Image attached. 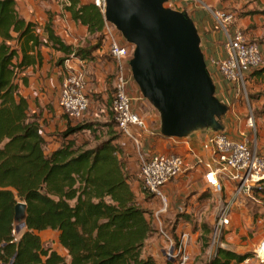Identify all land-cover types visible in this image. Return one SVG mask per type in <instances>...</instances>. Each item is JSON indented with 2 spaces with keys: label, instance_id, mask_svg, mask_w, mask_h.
<instances>
[{
  "label": "trees",
  "instance_id": "1",
  "mask_svg": "<svg viewBox=\"0 0 264 264\" xmlns=\"http://www.w3.org/2000/svg\"><path fill=\"white\" fill-rule=\"evenodd\" d=\"M64 10L90 34L105 36V17L93 2L67 0ZM264 14V10L260 11ZM106 37V36H105ZM102 40L103 38L100 37ZM103 41L81 47L66 43L48 25L23 17L16 0H0V262L3 264H156L145 253L154 234L148 211L132 186L136 180L114 122L72 124L59 133V145L47 150L41 114L31 111L22 88L29 85L26 70L41 66L42 48L59 53L58 63L78 57L88 60ZM252 76L264 80V66ZM113 102V99H112ZM107 126V137L96 143L78 142L84 130L97 134ZM163 135V134H162ZM141 184V183H140ZM141 187L143 188L142 184ZM146 193H149L144 188ZM151 194V193H150ZM264 198V184L254 190ZM27 204L19 234L15 206ZM59 231L57 248L43 242L40 232ZM253 257L217 246L201 264H242ZM166 264H172L165 259ZM264 264V263H259Z\"/></svg>",
  "mask_w": 264,
  "mask_h": 264
},
{
  "label": "rangeland",
  "instance_id": "2",
  "mask_svg": "<svg viewBox=\"0 0 264 264\" xmlns=\"http://www.w3.org/2000/svg\"><path fill=\"white\" fill-rule=\"evenodd\" d=\"M66 1L16 0L18 11L27 19L36 21L40 33H43L45 27L49 25L66 43H72L75 46L86 47L103 41L101 50L94 52L93 57L88 59L90 61L88 67L86 66L89 71V74L86 71L87 80L88 77L91 79L90 88L86 86L91 105L88 111L73 125L82 121L105 123L108 115L112 113V99L117 73L116 63L109 51L107 35L105 34V37L104 33L102 36L90 34L85 26L75 23L71 19L70 13L64 10ZM82 1L92 2V0ZM205 5L234 12L237 25L246 32L250 39L258 41L264 48V14L260 12L264 10V0H168L166 3L167 7L186 12L194 21L198 17L196 16L197 18L194 19L193 14H200L199 25L196 24V21L195 24L200 36L201 51L216 85L214 96L225 106V110L216 116L215 121L205 125L191 126L183 136L164 139L162 138L163 121L159 108L143 95L134 77L130 79L128 85L134 110L145 119L153 132V135L150 136L140 132L143 142H140L138 147L132 145V149L126 150L128 166L136 175V180L133 181L132 186L139 197V201L148 211V218L155 228L154 234L147 240L148 247L145 251L147 255L154 258L151 251L153 246L156 255L163 257L162 251L168 248L165 233L170 234L175 238V241L179 242L180 236L184 232H188L190 235L188 252H190L191 258L187 264H201L211 257L217 246L224 247L226 243H233V237L239 239L241 243L249 244L256 228L249 224L244 217L242 219L237 216L238 214L236 215L235 204L230 215V224L223 231L215 233V223L227 199H229L230 193L227 190L216 193L207 188L198 170L192 176L180 175L166 186L168 207L157 215V210L164 208V204L156 195L146 193L141 187L138 177L141 155L145 157L157 152L174 151L178 147L180 148L182 143L192 135L197 137L202 133L214 132H227L235 137L244 136L256 143L259 151L264 153V80L255 78L250 73L245 85L239 87L229 83L218 73L213 62L225 54V37ZM120 34L125 42L126 38L121 32ZM128 44L131 48L133 47L131 43ZM44 51L46 52V60L56 64V68L51 66L48 73L57 78L59 82L55 88V95L58 97L60 84L68 72L67 62L58 63L60 54L57 52L53 57L50 53L51 48L46 47ZM78 59V57H71L69 63L76 66L80 64ZM111 63L114 65V76L110 75L113 72ZM29 73L32 75L31 70L26 72L30 75ZM106 93L108 96L103 97L102 95ZM49 103L59 115L53 117L49 113L50 127L45 123L43 125V132L48 138L47 150L58 145L60 142L59 133L64 131L67 126L65 124L66 117L61 112L59 101L54 103L51 100ZM251 118L254 126L250 124ZM114 122H116L115 119ZM97 129V134L90 130H84L74 137L78 142L87 141L93 145L99 135L103 136L102 134L106 131L102 127ZM119 135L121 134L119 133ZM255 196L261 198L260 195ZM245 200L250 208V213L257 211V205H264L263 202H258L253 197H245ZM22 230L23 228L18 226L16 233L19 234ZM59 249L61 252L64 251L61 247ZM159 258L157 257L160 264H166L165 259Z\"/></svg>",
  "mask_w": 264,
  "mask_h": 264
},
{
  "label": "built area",
  "instance_id": "3",
  "mask_svg": "<svg viewBox=\"0 0 264 264\" xmlns=\"http://www.w3.org/2000/svg\"><path fill=\"white\" fill-rule=\"evenodd\" d=\"M92 2L105 14L106 0ZM205 6L225 37V55L213 62L218 73L229 83L239 87L245 85L248 75L263 65V47L258 41L250 39L237 25L234 12L213 8L211 5ZM104 32L108 38L110 54L117 67L112 102L114 119L121 132L139 146L140 140L134 128L148 131L149 126L134 110L128 91L129 81L133 78L130 67L133 48L127 41L124 42L120 31L106 18ZM66 62L68 72L61 83L59 103L70 119L79 120L91 105L86 87L88 82L86 67L83 60H79L80 64L76 66L69 63L70 59ZM250 124L254 126L252 118ZM203 148L208 155L203 156L190 144L186 153L157 152L145 157L141 155L138 177L143 188L163 202L164 208L157 210V215L168 207L166 186L180 175L189 176L199 170L207 188L216 193L230 190L231 198L227 199L214 226L215 233H218L230 224V213L234 203L244 197L255 198L254 190L264 184V153L259 151L256 143L246 137H235L227 132L210 133L203 142ZM165 234L168 248L162 251L164 259L171 261L172 264H187L191 258L188 252L189 233L184 232L179 242L170 234ZM256 247L252 255L260 262H264V239ZM249 260L250 258H247L243 263H248Z\"/></svg>",
  "mask_w": 264,
  "mask_h": 264
},
{
  "label": "water",
  "instance_id": "4",
  "mask_svg": "<svg viewBox=\"0 0 264 264\" xmlns=\"http://www.w3.org/2000/svg\"><path fill=\"white\" fill-rule=\"evenodd\" d=\"M166 1L106 0L104 16L132 44L133 77L159 108L163 136L171 138L214 122L225 106L214 96L196 22ZM26 215L27 204L18 202L15 222L24 226Z\"/></svg>",
  "mask_w": 264,
  "mask_h": 264
},
{
  "label": "crops",
  "instance_id": "5",
  "mask_svg": "<svg viewBox=\"0 0 264 264\" xmlns=\"http://www.w3.org/2000/svg\"><path fill=\"white\" fill-rule=\"evenodd\" d=\"M196 16L198 17V19H196L197 18ZM193 17H194V19H196L195 20L197 22L196 24L199 25L198 23L201 20V19H199L200 18V14L199 13H195V14H193ZM27 20L34 21L33 19H27ZM34 22H36V21H34ZM46 47L47 48H51L52 51L50 53H51V55L53 57L58 52L56 49H54V48H52L50 46L43 47L42 48V52L44 54V60H43L42 65L41 66H35V67H29L26 70V72L28 70H31L32 71V75L30 74L31 72L29 73L30 75L27 74L28 75V78H29V85L27 87H23L22 88L23 94L25 96H27V98L29 100L30 107H31V111L32 112H36L37 114H41V116H42V118H41L42 129H43L44 123H45V125H49V127H50L49 113L53 117L59 115L58 112H56L53 108H51V106L49 105L50 104L49 102L51 100H53L54 103H56L57 101H59V99H60V92H61V84H60L59 95H58V97L55 95V88H57V86L59 85V82H58L57 78L50 76L51 74L49 75L48 71L50 70L51 66L55 69L56 68V64H55V62H51L50 60H46V52L44 51V48H46ZM263 53H264V48H263ZM71 57L73 58V56L71 55L70 58H68V59H71ZM78 60H81V59H78ZM83 62H84L85 67L86 66L88 67V63L90 61L89 60H83ZM111 66L113 68V72L110 75L114 76V71L115 70H114L113 63H111ZM86 71L89 74L88 69H86ZM113 80H114V77H113ZM90 85H91V79H90V77H88L87 87L90 88ZM102 96L103 97H107L108 94L106 93V94H104ZM60 109H61L62 114H64V117H66L65 118V124L66 125H67V123H68L69 120L70 121L72 120V124L75 123V122H77V120L70 119L63 112L62 108H60ZM110 117H111V115H108V118L105 121H107V122L110 121L111 120ZM107 122H105V123H107ZM102 128H104V130H106V131L104 132V134H102L103 136H101V137L106 138L108 136L107 135L108 127L104 125V126H102ZM115 128L121 134L120 136H122V137H120L119 142L121 143V145L123 146V148L125 149V151L127 149H132L133 148L132 145H135L134 140H132L127 135L123 134L121 132V130L117 127V125H116ZM134 132L139 137L140 142H143V140H141L140 132H142L144 134H148L149 136L150 135H153V132H152V129H151L150 126H149V130L148 131L147 130L145 131V130H142V129L138 128V127H135L134 128ZM43 134H44V132H43ZM208 135L209 134H203V133L201 135L197 136V137H194L195 135H192L190 138L186 139L182 143V145L180 146V148L178 147V149H176L174 151H165V152H170V153L171 152H178V153L179 152L180 153L182 152V153H186L188 151L189 144H190V146L192 148H194L195 150H197L198 152H200L203 156H206V155H208V152L203 148V142H204V140L206 139V137ZM44 136H45L46 140H48L47 135L44 134ZM162 138L167 139L169 137H165V136L162 135ZM58 145H59V143H58ZM57 146L53 147L52 149L56 148ZM135 147H138V146L135 145ZM199 172H200V174L202 176V172L201 171H199ZM194 173H195V171L192 172L189 176H192ZM202 180L204 182L203 177H202ZM227 191H229V193H230V196H229V199H230L231 198V191L230 190H227ZM255 199L258 202H263V204H264V198L261 197L259 199L258 197L255 196ZM235 204H236L235 209L237 211L236 212V215L238 214L237 216L239 218H242V219L244 217L249 222V224H252L253 226H255L256 231L253 232V237L251 238V240H249V244L241 243L239 239L237 240V239H235V237H233V239L231 238L233 240V243H228V244L226 243L225 244L226 246H224V247H226L228 249H231V250H233L235 252H238V253H247V252L248 253L249 252L252 253L253 250H254V248L261 243L262 239H264V205L263 206H262V204L257 205L258 206L257 211L259 209V211H258L259 213L257 214V211H254L252 213L249 212L250 211V208L247 205V201L245 200V197L242 198V199H238L234 203V205ZM234 205L232 207L231 213H232V211L234 209ZM231 213H230V215H231ZM40 235H41V238H42V240H43V242L45 244L52 245L54 248H57L58 251L61 254L67 256V251L59 245V240H58L59 231L52 230V229H46V230L41 231L40 232ZM229 236H231V235H229ZM60 247L64 250L63 252L60 251V249H59ZM147 247H148V245H146L145 250L147 249ZM151 251L153 253L152 255L154 256V258L156 257L155 258L156 261H157L156 264H160V262L158 261L157 257L158 258L160 257L163 260H164V257H162L160 255L159 256L156 255V250H155V248L153 246L151 248ZM145 253H146V251H145ZM259 263H260V260L258 258H256L255 256H253V257H250V260H249L248 263H243V264H259ZM0 264H3V263L0 262Z\"/></svg>",
  "mask_w": 264,
  "mask_h": 264
}]
</instances>
